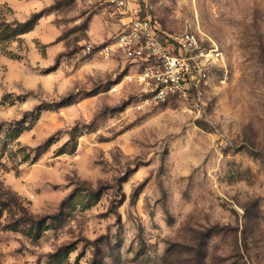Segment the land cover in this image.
I'll list each match as a JSON object with an SVG mask.
<instances>
[{"label": "rangeland", "instance_id": "obj_1", "mask_svg": "<svg viewBox=\"0 0 264 264\" xmlns=\"http://www.w3.org/2000/svg\"><path fill=\"white\" fill-rule=\"evenodd\" d=\"M19 1L43 6L0 0V28L45 19L0 38V264H264V0H131L221 51L199 93L140 107L111 90L124 58L84 51L118 32L114 3Z\"/></svg>", "mask_w": 264, "mask_h": 264}, {"label": "built area", "instance_id": "obj_2", "mask_svg": "<svg viewBox=\"0 0 264 264\" xmlns=\"http://www.w3.org/2000/svg\"><path fill=\"white\" fill-rule=\"evenodd\" d=\"M121 13V27L112 40L103 44L87 43L90 55H121L128 66L122 80L111 87L116 91L122 82L138 86L139 107L187 99L200 91L209 73L221 59L219 46L192 31L162 35L155 29L156 20L131 0H110Z\"/></svg>", "mask_w": 264, "mask_h": 264}, {"label": "trees", "instance_id": "obj_3", "mask_svg": "<svg viewBox=\"0 0 264 264\" xmlns=\"http://www.w3.org/2000/svg\"><path fill=\"white\" fill-rule=\"evenodd\" d=\"M44 11H36L30 13L23 21H15L12 23H2V27L0 28V38L6 39L10 37H17L19 35L25 34L32 30L37 23L38 19L43 16ZM7 96L2 97V101H6ZM16 99H20V97H17ZM71 97H68L66 99H63L62 101L58 102L56 107H60L65 104L71 103ZM14 100L10 99L9 103H13ZM54 106L52 105H38L34 108L35 116H37L42 110H51ZM49 142H47L46 145H48ZM45 147L42 148V150L38 149L36 152V158L43 152ZM15 223H21L26 224L29 226L27 229L28 232H32L34 238H39L41 233L48 228V224L45 223V219L40 218L38 220L32 219L25 211H23L22 217H19ZM12 225L18 226V224H8L6 225L7 229H13L16 230ZM57 254V253H56ZM54 254V255H56Z\"/></svg>", "mask_w": 264, "mask_h": 264}, {"label": "crops", "instance_id": "obj_4", "mask_svg": "<svg viewBox=\"0 0 264 264\" xmlns=\"http://www.w3.org/2000/svg\"><path fill=\"white\" fill-rule=\"evenodd\" d=\"M17 5H18V7L19 8H23V9H26L25 11H26V13H29L30 12V10H34L35 8L36 9H39V8H41L42 6H43V4L42 3H40L39 5H37V3L36 2H33V3H31V5L29 4V6H27L24 2H21V1H19V0H17ZM45 16H41L39 19H38V23H36L35 24V26H34V28L32 29V30H30L29 32H27V33H25L24 35H26V34H30V36L31 35H33L34 33H35V30L37 29V27L39 26V24H40V22L42 21V20H44L45 18H44ZM120 19H121V16H119V19H118V22L119 23H116L117 25H118V30L120 29V27H121V23H120ZM92 34V33H91ZM29 36V35H28ZM94 39H99V38H101V34H92L91 35ZM112 40V37L108 40V42L109 41H111ZM103 43H107V42H103ZM103 43H100V44H103Z\"/></svg>", "mask_w": 264, "mask_h": 264}]
</instances>
